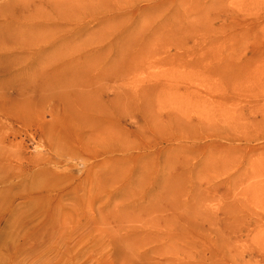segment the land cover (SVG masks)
I'll list each match as a JSON object with an SVG mask.
<instances>
[{"label": "rangeland", "instance_id": "rangeland-1", "mask_svg": "<svg viewBox=\"0 0 264 264\" xmlns=\"http://www.w3.org/2000/svg\"><path fill=\"white\" fill-rule=\"evenodd\" d=\"M120 5L0 0V264H264V0ZM138 116L127 153L85 144Z\"/></svg>", "mask_w": 264, "mask_h": 264}, {"label": "bare ground", "instance_id": "bare-ground-1", "mask_svg": "<svg viewBox=\"0 0 264 264\" xmlns=\"http://www.w3.org/2000/svg\"><path fill=\"white\" fill-rule=\"evenodd\" d=\"M79 1H81V0H79ZM98 1H99L100 4L104 5V8L105 7H112V9L115 10V11L118 10V9H122V5L116 6V5H118V1L119 0H116L115 2L114 1H110V0H98ZM139 1L142 2V1H145V0H139ZM74 7L76 9H83L84 8L82 4H77ZM31 8L34 11V15H32V17L34 18V21H30L29 24H28V26H26V27H20V28L21 29H26V28L32 29V28H35L36 33L39 36H43L44 35V29H45L44 23L50 22V21H53V20L52 19H49L47 17H40L41 16V15H39L40 12H37L36 11V10L39 9L38 5H35V6L32 5ZM55 8L58 9V16H59V18L61 20L65 21V23H66L65 26H67L65 28L67 29L68 32H77V33L84 32L83 29L80 30L81 28H78V27H74L73 26L74 24H78V20H76V22L73 23V24L71 22H69V18L67 17V13H68V10H70L72 8L70 5L68 7H66V6L65 7H62L61 5H57ZM21 13L23 15H25L24 12H21ZM55 13L56 12H54L53 18L56 16ZM127 22H128V19L123 18V15H114L113 17H111V19H108V20L103 21V23H101L100 21H98V25H97V28L96 29H98L99 33H102L103 34V33L109 32L112 29V27H114V26H117V28L120 29ZM57 25H59V23H56V22L50 23V25L47 24V26L49 27V30H50V27L57 26ZM143 25H145L146 28H148L147 25H149V24H146V22H144ZM161 26H163L164 28L161 27L160 33L162 35H166V37L169 40H175L177 34H179V31H181V32L182 31H184V32L187 31V28L185 26H182V25H180L178 27H174V26L172 27L171 25L166 26L164 24H161ZM174 28H176V29H174ZM50 31H52V30H50ZM115 40L112 39L111 41H108V42H110V45H111V43H113L111 46L115 45V43H119L120 42V38L119 37L116 38ZM50 43L51 42H49L48 44H50ZM142 43H143V40H142ZM48 44L46 43V46ZM135 44L137 46L138 45L139 46L141 45V44H137L136 42H135ZM61 46H63V45L62 44H60V45H54L53 50L56 51V52H58L59 53L58 55L63 54L62 52L59 51L60 50L59 47H61ZM52 54L53 53H50V55H52ZM15 88L18 91H20V92L23 91V85L22 84H19V85L15 86ZM27 89H35V86L27 87ZM211 96H213V95H211ZM102 106L104 107V105H102ZM101 115L104 118V120H107L109 118L108 117V114L106 112H101ZM120 121L121 120H119L118 118L116 119L114 127H116L117 129L114 130V131L113 130H110V127L108 126L109 127L108 129L105 128V127L104 128L102 127L101 129H99L100 130V132H99L100 134L98 132H97V134H95L94 132H91V133L88 132V141H85V144L88 145L89 147H91V146L92 147H97L98 148V151H95L94 153L96 155H98V156L99 155H102V154L108 155V154H111V153H115V151H116L114 149L113 150H110V148H111L110 145H113V143L118 142V141L120 142V140H127L128 138H132V136L136 137L138 134H140L142 132H144L146 134L148 131L152 130L150 128V126H149V120H148V118H145V117H142V116L141 117L138 116L137 118L135 117V120H132V122L130 123V126L129 127H133L134 128L133 130H131L129 128L123 127L120 124ZM18 134H20V133H18V132L13 133L14 136H17ZM110 141H115V142L108 143ZM120 143L121 144L119 145V147H121L122 145H128L129 146V147L126 146V149L124 150L127 153L129 151V149H130L131 144H128V143H125V142H122V141ZM13 146H16L18 148L17 152L19 153V156H21L20 153H21V148H22V141H21V143L20 142L14 143ZM133 148L139 149V147L136 146V145H134ZM115 156L116 155H112V157H108L109 158L108 160L113 161L112 163L101 162L100 165H102L104 167L105 165H108V164H116V163H120L121 164L123 162V158L122 157L117 158L118 156L117 157H115ZM131 159H132V157H131ZM10 167L12 169H15L18 166L15 165V167H12L10 165ZM91 170H92V172H91L92 175L95 177L96 176L95 172L93 171V169H91ZM95 171H97V170H95ZM68 173H71V172H68ZM46 177L48 179L50 178L49 176H46Z\"/></svg>", "mask_w": 264, "mask_h": 264}]
</instances>
